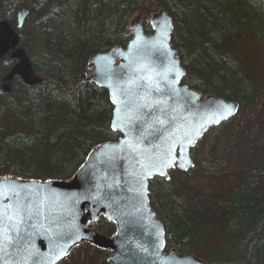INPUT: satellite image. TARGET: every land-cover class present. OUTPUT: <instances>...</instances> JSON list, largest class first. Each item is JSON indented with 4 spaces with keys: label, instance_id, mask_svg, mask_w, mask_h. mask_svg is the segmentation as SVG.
Segmentation results:
<instances>
[{
    "label": "trees",
    "instance_id": "obj_1",
    "mask_svg": "<svg viewBox=\"0 0 264 264\" xmlns=\"http://www.w3.org/2000/svg\"><path fill=\"white\" fill-rule=\"evenodd\" d=\"M23 4L32 10L18 28L21 42L29 48L39 43L47 54L40 62L32 58L41 82L19 80L12 93H0V176L70 178L95 145L121 136L112 129L109 89L86 76L92 55L130 39L132 30L122 21L135 12L148 15L149 31L152 11L165 7L172 14L184 82L238 99L241 108L262 97L264 0H0V18L15 25ZM112 28L122 29L115 40ZM12 62L4 57L0 73ZM150 185L166 249L194 251L210 264H264V175L222 190L200 215L184 212V184L172 173L156 175ZM107 221L103 231L113 234L116 224Z\"/></svg>",
    "mask_w": 264,
    "mask_h": 264
},
{
    "label": "water",
    "instance_id": "obj_2",
    "mask_svg": "<svg viewBox=\"0 0 264 264\" xmlns=\"http://www.w3.org/2000/svg\"><path fill=\"white\" fill-rule=\"evenodd\" d=\"M30 10L22 5L20 24ZM143 16L139 13L132 19L126 44L92 56L86 76L109 89L115 106L112 129L121 131V136L95 145L70 178L0 176L5 188L25 189L11 203H0V212L16 211L20 205L26 209L18 227L6 215L0 225L5 233L12 229L13 239L0 251L3 264H57L87 241L111 249V264H210L193 251L166 250V230L151 205L150 181L161 170L169 178L176 166L183 171L194 167L193 148L201 136L236 115L241 102L213 92L202 96L201 90L184 82L186 69L172 41V14L165 8L154 12L152 32L145 31ZM165 44L166 48L161 46ZM7 54L18 61L0 78L2 93L12 92L15 75L29 85L43 80L13 24L0 18V61ZM145 61L162 74L159 91L139 79L144 73L138 69ZM225 105L233 106L234 114L216 123L226 114ZM28 196L31 199L25 203ZM42 196L47 197L43 202ZM28 209L35 213L31 219ZM102 214L116 223L114 234L92 225ZM57 245L67 247V254L57 258Z\"/></svg>",
    "mask_w": 264,
    "mask_h": 264
},
{
    "label": "rangeland",
    "instance_id": "obj_3",
    "mask_svg": "<svg viewBox=\"0 0 264 264\" xmlns=\"http://www.w3.org/2000/svg\"><path fill=\"white\" fill-rule=\"evenodd\" d=\"M141 13L144 18L148 17L146 13ZM122 22L129 24L131 18ZM121 31L122 29L114 32L112 28L109 36L115 40L121 36ZM32 51L37 61L44 56L39 43L33 42ZM193 149L196 165L186 171L177 166L171 173L184 184L181 197L184 212L200 215L209 207L215 206L216 198L222 190L248 182L250 177H263L264 91L259 102L241 108L229 120L207 129ZM220 210L218 207L216 213ZM108 222L107 219L98 220L94 226L104 232L109 226ZM110 252L111 250L102 249L90 242H83L75 246L58 264H103Z\"/></svg>",
    "mask_w": 264,
    "mask_h": 264
},
{
    "label": "snow or ice",
    "instance_id": "obj_4",
    "mask_svg": "<svg viewBox=\"0 0 264 264\" xmlns=\"http://www.w3.org/2000/svg\"><path fill=\"white\" fill-rule=\"evenodd\" d=\"M162 47H167V45H161ZM138 71L143 72L144 75L140 76L139 79L141 82H147L150 87H152L155 91L160 90V77L162 74L155 72L154 68L151 66L150 62L145 61L142 66L138 69ZM166 80V77L164 78ZM225 115L220 116L219 119L216 120V123L220 122V119H227L229 116L233 115V106L231 105H225ZM161 123H163L161 121ZM167 166V164L165 165ZM161 175H165L163 170L160 171ZM15 184V182H13ZM25 191V189L18 188L15 186H8L5 188L4 185L0 184V203H3L4 201H8L11 203V201L14 198L20 197L21 194ZM37 191H40V188H37ZM31 199V196L25 197V203ZM42 202L47 199V197L42 196ZM25 206L20 205L16 211L5 213L0 212V225L3 223V218L5 215L7 216V219L9 220L10 224H15L17 227L23 223L24 221V215H25ZM29 212V219H31V215L35 214L32 213L31 209H28ZM18 234V232H17ZM5 243H13L12 239V229L9 228L8 232L5 233L2 227H0V251L3 250V245ZM75 243V241H73ZM59 248V253L57 258L59 256H63L67 254V247H60L59 245L56 246ZM28 255H31L29 253ZM0 264H3L2 260H0Z\"/></svg>",
    "mask_w": 264,
    "mask_h": 264
},
{
    "label": "bare ground",
    "instance_id": "obj_5",
    "mask_svg": "<svg viewBox=\"0 0 264 264\" xmlns=\"http://www.w3.org/2000/svg\"><path fill=\"white\" fill-rule=\"evenodd\" d=\"M23 5H25V4H23ZM29 7H30V9L32 10V7L29 5V4H27ZM21 7H22V5H20L19 6V9L17 10V14H16V22H15V25H14V23H13V21L11 20V19H7V18H4V19H7V20H10V22L13 24V27L15 28V30L18 32V34H19V36H20V42H21V34H20V31L18 30V28L20 29V28H22V27H24L25 25H26V22H27V18H28V16H29V14H30V12H31V10H30V12H29V14H28V16L26 17V20L22 23V24H20V21H19V19H18V15H19V12H20V9H21ZM161 8H165V7H160V8H157V10H159V9H161ZM166 9V8H165ZM157 10H154V11H152L151 13L153 14L154 12H156ZM167 10V9H166ZM167 12H169V11H167ZM139 13H141V12H136L135 13V15H138ZM152 14H151V16H152ZM134 15V16H135ZM144 17V16H143ZM134 17H132L131 18V22H132V19H133ZM151 18V17H150ZM3 19V18H2ZM150 20V23H151V25H152V22H151V19H149ZM130 22V23H131ZM129 23V24H130ZM129 24H128V26H129ZM173 24H174V19H173ZM143 25H144V18H143ZM144 27H145V25H144ZM152 27H153V25H152ZM174 27H175V24H174ZM130 28V27H129ZM131 29V28H130ZM153 30H154V27H153ZM153 30H151V31H149V30H147V29H145V31H147V32H152ZM174 30V29H173ZM174 43V42H173ZM21 44L26 48V50H27V53H29V56H30V58H31V61H32V64H33V60H32V58H33V56H34V53H33V51H32V49H33V41L31 42V47L29 48L28 46H26V45H24L22 42H21ZM118 44H121V43H118ZM118 44H115V45H118ZM115 45H113V46H115ZM123 45V44H122ZM175 45V44H174ZM176 47V46H175ZM110 48H112V47H110ZM109 48V49H110ZM108 50V49H107ZM47 54V52H45L44 51V56ZM178 55H179V52H178ZM7 56H9V57H11L10 56V54H7L6 56H4V57H7ZM43 56V57H44ZM93 56V55H92ZM92 56H91V58H92ZM3 57V58H4ZM43 57L41 58V59H43ZM2 58V59H3ZM12 58V57H11ZM91 58H90V60H91ZM1 59V60H2ZM13 59V62H12V64H11V67L7 70V71H5V72H3V73H0V78H2V76L3 75H5V74H7L10 70H11V68L14 66V64L18 61V60H15L14 58H12ZM41 61V60H40ZM40 61H38V62H40ZM182 61V60H181ZM1 62V61H0ZM90 64H91V62H90ZM35 66V65H34ZM90 72V65H89V71H88V74H90L89 73ZM88 76V75H87ZM19 80L20 81H22V83H25L22 79H21V76H19V75H15V77H14V84H13V88H14V86H15V84H17L18 82H19ZM27 84V83H26ZM27 85H29V84H27ZM196 87V86H195ZM197 88V87H196ZM15 89V88H14ZM13 89V90H14ZM199 89V88H198ZM12 90V91H13ZM199 90H201V89H199ZM203 92V91H202ZM210 92H212V91H210ZM0 93H2L1 91H0ZM12 93V92H11ZM213 93H215V92H213ZM218 93V92H217ZM3 94H10V93H3ZM220 94V93H219ZM223 95V94H222ZM226 97V96H225ZM228 98V97H227ZM238 113V112H237ZM235 116V115H234ZM194 252V251H193Z\"/></svg>",
    "mask_w": 264,
    "mask_h": 264
},
{
    "label": "flooded vegetation",
    "instance_id": "obj_6",
    "mask_svg": "<svg viewBox=\"0 0 264 264\" xmlns=\"http://www.w3.org/2000/svg\"><path fill=\"white\" fill-rule=\"evenodd\" d=\"M203 96V95H202ZM151 182V181H150ZM170 249V248H169ZM167 250V249H166Z\"/></svg>",
    "mask_w": 264,
    "mask_h": 264
}]
</instances>
